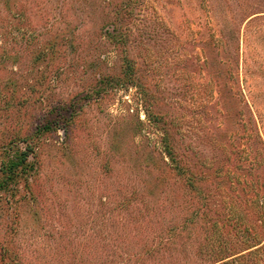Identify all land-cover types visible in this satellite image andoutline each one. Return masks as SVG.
<instances>
[{
	"label": "rangeland",
	"instance_id": "1",
	"mask_svg": "<svg viewBox=\"0 0 264 264\" xmlns=\"http://www.w3.org/2000/svg\"><path fill=\"white\" fill-rule=\"evenodd\" d=\"M243 2L227 0L226 4L235 9ZM128 3L132 17L127 18L128 29H122L121 38L128 39L121 46L103 36L106 26L111 30L110 24L90 21L95 18L92 10L89 21L83 19L82 12L90 11L87 5L68 6L67 20L58 16V1H46L49 19L31 23L34 38L20 34L24 24H18L16 31L9 27V32L6 22L0 24V164L11 134H22L40 123L47 106L66 103L67 111L75 113L71 124L64 126L60 119L55 132L42 136V165L32 176L29 192L23 182H18L14 195L0 189V242H10L19 254L18 264H135L132 237L120 234L118 239L124 242L109 245L85 242L87 234L102 232L98 201L104 198L106 186L130 188L138 181L132 168L139 157L135 150L147 160L144 146L148 142L159 146L161 134L151 120L161 118L159 127H169L181 148L190 144L204 156L219 151H214L213 144L222 118L228 134L237 128L236 119L249 118L259 126L264 140V12L235 24V32L227 35L232 42L216 50L198 0ZM28 6L30 12L39 13L34 3ZM165 8L170 17L175 16L167 30ZM226 14L220 10L218 20L223 21ZM50 23L60 30L42 33ZM124 50L137 78L129 84L124 83L125 66L120 59L126 55ZM137 83L148 88L144 101ZM11 93L12 100L8 99ZM24 98L26 103L21 102ZM68 112L59 110L53 116L58 119ZM138 119L145 129L132 133L129 127L134 128ZM114 136L128 151L126 158L111 154ZM14 148L24 149L25 142L16 140ZM4 178L0 171V181ZM115 203L111 200L109 205ZM163 209L161 217L151 218L150 229L157 232L160 225L165 236L168 224ZM152 239L156 238H148L147 245L154 243ZM160 250L165 257V249ZM159 256L149 258L147 264H158ZM3 258L0 251V262Z\"/></svg>",
	"mask_w": 264,
	"mask_h": 264
},
{
	"label": "trees",
	"instance_id": "2",
	"mask_svg": "<svg viewBox=\"0 0 264 264\" xmlns=\"http://www.w3.org/2000/svg\"><path fill=\"white\" fill-rule=\"evenodd\" d=\"M46 1L48 0H12L10 3L9 0L8 5V0H0V24L6 22L8 25L6 32L10 29L16 31L20 27L18 24H24L25 28L20 34L30 38L36 31L32 29L31 23L40 21L42 17L46 19L48 15L44 4ZM57 1L59 17L68 20L66 8L72 4L80 7L87 5L90 11L82 12L83 19L92 17L93 11L95 18L90 20L92 23L101 20V24H110V31L108 26L104 28L105 38L117 46H121L122 41L128 39L124 36L122 39L121 34H125L122 29H128L125 28V24L132 17V9L128 7L130 6L128 2L133 0ZM198 1L201 3L208 30L211 29V42L216 50H223L228 41L232 42L227 35L235 32V24L252 20L261 16L260 12H264L261 10L264 8V0H244L235 9L226 4L227 0ZM31 3H34L35 9L39 11L37 15L30 12L33 10L28 4ZM219 4L222 6L217 9ZM165 10L167 30L170 29L168 24L173 22L175 16L173 14L170 17L166 8ZM220 10L227 13L223 21L217 18ZM216 24L219 27H216ZM52 25L50 23L48 29L42 33L52 34L60 30L56 27L55 31ZM205 45L206 41L203 40L201 48L205 49ZM124 52L126 55L120 56L125 66L126 77L123 79L126 81L124 83L129 84L133 83V79L137 81V78L133 76V61L127 56L128 51ZM136 87H139L141 99L144 101L148 95V88L138 83ZM221 92L222 89L219 90V94ZM12 94L8 99L14 98ZM21 102L26 103V99H22ZM68 108L66 103L59 102L47 106L40 123L28 127L22 134L17 132L11 134L4 146L5 159L0 164V171L5 175L4 180L0 181V189L8 190L14 195L18 191V182H23L29 192L32 176L39 172L40 164L42 165L39 152L44 145L42 136L55 132L59 127L57 121L60 119L64 126L73 122L75 113L68 112ZM59 110L68 112V115L61 113L59 120L56 119L53 114L56 115ZM222 120L220 119L216 125V141L213 144L214 151H219L210 156H204L202 151L190 144L181 148L179 140L169 127H159L158 122L161 118L151 120V126L161 134L159 146L151 142L144 146L147 160L141 158L143 152L135 150L134 154L139 157L134 159L132 168L136 169L138 181L130 188H126V185L120 188L122 190H110L106 186L104 198L98 201L102 232L93 231L87 234L85 244L109 245L119 240L118 237L121 238V235L132 237V245L135 246L131 254L136 258L135 264H147L149 258L155 260L158 255H160L158 264H161L164 254H159L160 249H165V264H264V140L259 126L247 117L234 121L237 128L233 129V134L232 132L228 134ZM143 125L138 119L134 128L129 127V131L140 133L145 129ZM67 129L66 127L63 129L65 136ZM120 131L123 133L124 128ZM16 140L25 142V148L22 150L14 148ZM111 140L109 148L111 154L126 158L128 151L123 144L121 146L115 136ZM136 146L138 147V144ZM114 167V163H111L110 168L115 169ZM117 194L119 198L112 199ZM111 200L116 203L109 205ZM163 207L168 224L165 227V236L161 235L160 225L156 228L157 232L151 231L153 229L151 218L161 217ZM155 223L159 221L156 220ZM151 236L156 239L151 240L153 244L147 245V240ZM119 241L124 242L122 239ZM10 245V242H0V251L4 255L0 264H18L19 254ZM128 246L129 244L125 247ZM107 255L106 253L104 258H107ZM64 264L79 263L67 261Z\"/></svg>",
	"mask_w": 264,
	"mask_h": 264
}]
</instances>
